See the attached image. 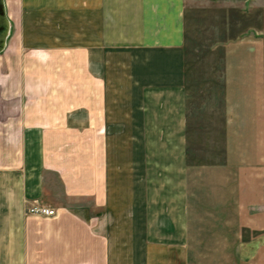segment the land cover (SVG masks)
I'll list each match as a JSON object with an SVG mask.
<instances>
[{
	"label": "crops",
	"instance_id": "crops-1",
	"mask_svg": "<svg viewBox=\"0 0 264 264\" xmlns=\"http://www.w3.org/2000/svg\"><path fill=\"white\" fill-rule=\"evenodd\" d=\"M251 1L0 0V264H264L263 210L227 230L207 208L195 229L189 191L196 29L224 62L202 85L245 111L264 155ZM26 201L57 215L27 216Z\"/></svg>",
	"mask_w": 264,
	"mask_h": 264
},
{
	"label": "rangeland",
	"instance_id": "rangeland-1",
	"mask_svg": "<svg viewBox=\"0 0 264 264\" xmlns=\"http://www.w3.org/2000/svg\"><path fill=\"white\" fill-rule=\"evenodd\" d=\"M252 2L264 7V0H252ZM243 8L247 10L249 7ZM210 29L206 31L196 29L188 51L191 59H196V64L191 69L192 74L189 77L193 82L191 88L199 89H193L192 93H189V99L194 106L193 119L195 121L193 133L192 131L190 133L193 138L191 139V160H189L194 165L189 177V191L193 197L192 224L195 229L202 228L207 223L205 217H207V208H209L211 213H221L223 217L220 220L211 218L210 227H216L217 225L213 223L220 222V226L225 225L227 230L248 228L249 213L257 209L264 211V155H261L263 140L251 134V126L247 122L248 116H245L244 110H242L241 117H232L228 113L230 108L223 107V93L215 89L207 90L213 85H202L203 81L210 78L216 80V72L218 69L222 70L224 64L217 56L221 49L219 52L210 51L211 45L216 40L209 35ZM256 35L261 36L262 34L254 33V37ZM225 94L227 99L229 95L235 96L236 94L240 97L241 103L249 99V93ZM233 119H237V122H232ZM252 135L255 138H252ZM212 166H219V169L212 171L210 170ZM205 167L209 170H205ZM203 180H227L230 183L223 189L222 194L221 188L211 183H203ZM217 191H220L219 195ZM257 194L261 198L260 201L256 197ZM217 199H220V202L217 203ZM29 204L32 202H25L26 207ZM26 207L25 214L30 216L26 212ZM55 216L51 218L54 219ZM239 240L243 243L248 240V237L244 233Z\"/></svg>",
	"mask_w": 264,
	"mask_h": 264
},
{
	"label": "built area",
	"instance_id": "built-area-1",
	"mask_svg": "<svg viewBox=\"0 0 264 264\" xmlns=\"http://www.w3.org/2000/svg\"><path fill=\"white\" fill-rule=\"evenodd\" d=\"M26 212L28 215H35L40 217H53L56 214V211L54 209L39 203L29 204L26 207Z\"/></svg>",
	"mask_w": 264,
	"mask_h": 264
},
{
	"label": "water",
	"instance_id": "water-1",
	"mask_svg": "<svg viewBox=\"0 0 264 264\" xmlns=\"http://www.w3.org/2000/svg\"><path fill=\"white\" fill-rule=\"evenodd\" d=\"M3 13H2V7H0V15H2Z\"/></svg>",
	"mask_w": 264,
	"mask_h": 264
}]
</instances>
